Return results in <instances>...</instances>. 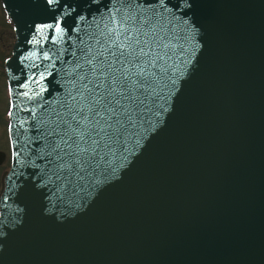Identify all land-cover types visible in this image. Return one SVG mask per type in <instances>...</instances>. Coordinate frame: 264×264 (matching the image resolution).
I'll return each instance as SVG.
<instances>
[{
  "label": "water",
  "instance_id": "95a60500",
  "mask_svg": "<svg viewBox=\"0 0 264 264\" xmlns=\"http://www.w3.org/2000/svg\"><path fill=\"white\" fill-rule=\"evenodd\" d=\"M1 1L16 40L0 264H264V0H168L196 45L170 112L141 146L129 144L127 163L48 214V201L29 194L45 167L37 120L63 96L73 51L111 5ZM57 19L63 33L43 27Z\"/></svg>",
  "mask_w": 264,
  "mask_h": 264
},
{
  "label": "snow or ice",
  "instance_id": "6c2138e0",
  "mask_svg": "<svg viewBox=\"0 0 264 264\" xmlns=\"http://www.w3.org/2000/svg\"><path fill=\"white\" fill-rule=\"evenodd\" d=\"M109 4L107 13L94 19L80 38L79 55L72 53L75 63L65 73L63 96L37 120L45 167L29 194L48 201L47 214L54 200L71 202L90 185L99 186L101 178L116 171L117 159L123 160L120 166L128 162L129 144L141 146L140 141L162 124L179 90L178 81L194 59L196 45L167 15L168 0ZM61 24L57 19L43 27L61 34ZM44 59H50L47 53ZM32 117L36 119L35 110ZM8 199H0V218L9 211ZM15 211L23 209L17 206Z\"/></svg>",
  "mask_w": 264,
  "mask_h": 264
},
{
  "label": "flooded vegetation",
  "instance_id": "af4514ba",
  "mask_svg": "<svg viewBox=\"0 0 264 264\" xmlns=\"http://www.w3.org/2000/svg\"><path fill=\"white\" fill-rule=\"evenodd\" d=\"M0 8L3 14L2 22H0V94L3 96L2 104L0 103V195H1L4 175L6 171L10 169L12 162V147H11V141L8 131L10 98H9L8 83L5 73V59L11 53L13 41L11 44L4 43L3 29L4 26L9 27L10 30L9 29L7 30L8 37L12 35V38H14V31L11 27L9 20L6 18L4 14L2 4Z\"/></svg>",
  "mask_w": 264,
  "mask_h": 264
},
{
  "label": "rangeland",
  "instance_id": "374dc122",
  "mask_svg": "<svg viewBox=\"0 0 264 264\" xmlns=\"http://www.w3.org/2000/svg\"><path fill=\"white\" fill-rule=\"evenodd\" d=\"M0 6H1V3H0ZM2 18H3V14H2V10L0 8V22H2ZM8 29H9V27L4 26V29H3V31H4V43L11 44L14 38H12V35H10V37H8V31H7ZM2 100H3V96L0 94V103L1 104H2Z\"/></svg>",
  "mask_w": 264,
  "mask_h": 264
}]
</instances>
